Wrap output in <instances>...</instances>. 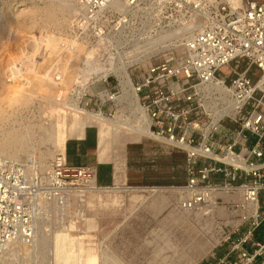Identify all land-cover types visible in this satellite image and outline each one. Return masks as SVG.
<instances>
[{"label":"rangeland","instance_id":"rangeland-1","mask_svg":"<svg viewBox=\"0 0 264 264\" xmlns=\"http://www.w3.org/2000/svg\"><path fill=\"white\" fill-rule=\"evenodd\" d=\"M10 3L21 4L6 11ZM74 5L75 0H0V156H10L2 146L16 136L19 142L13 159L35 160L44 175L54 158L64 154L67 141L86 130L91 138L99 134L107 143L115 137L109 124L82 114L100 104V95L111 89L109 86L115 91L113 77L107 83L101 79L105 73L122 60L126 62L125 54L134 48L186 28L191 21L174 4L162 9L156 0H149L130 14L120 13L117 31L96 44L102 47L89 52L76 44L77 51L67 54L61 43L70 34ZM172 36L166 40V45H173L168 50H149V55L131 64L128 73L134 82L149 64L165 55L180 54L190 30ZM73 103L78 106L76 112L70 106ZM117 149L130 160L133 179L125 187L159 190L111 189L123 187L117 186L81 197L86 186L78 178L70 179L68 204H57L43 221L48 230L46 241L35 249L16 246L1 264H54L51 234H55L56 249L69 255L71 262L79 252L83 260L97 257L98 264H211L247 237L244 247L249 251L259 249L252 243L263 246L264 193L259 200L258 227L252 225L256 216L242 208L240 194L226 198L232 206L220 202L218 209L207 215L203 210L182 211L177 207L178 196L170 190L186 183L181 152L146 138ZM142 175L143 182L139 179Z\"/></svg>","mask_w":264,"mask_h":264},{"label":"built area","instance_id":"built-area-1","mask_svg":"<svg viewBox=\"0 0 264 264\" xmlns=\"http://www.w3.org/2000/svg\"><path fill=\"white\" fill-rule=\"evenodd\" d=\"M121 1L133 8L149 2L76 0L78 14L62 49L73 40L89 48L116 32L121 15L111 9ZM173 4L188 14L190 26L196 20L202 24L190 29L180 54L163 56L135 82L131 79L142 114L121 100L112 75L104 82L113 77L115 91L109 86L107 96L90 112L113 118L121 102L119 106L128 108L124 121H148L143 138L183 154L186 183L175 187L180 210L200 211L220 202L232 206L226 198L240 194L242 205H256L252 225L258 227L264 193V0H170L166 8ZM53 68L58 70L56 63ZM92 177L91 168L68 167L61 156L46 175L36 164L0 156V261L12 243L34 240L53 207L68 204V180L78 178L85 185ZM248 239L237 241L211 264H264V241L263 246L252 243L259 249L249 251L244 247Z\"/></svg>","mask_w":264,"mask_h":264},{"label":"bare ground","instance_id":"bare-ground-1","mask_svg":"<svg viewBox=\"0 0 264 264\" xmlns=\"http://www.w3.org/2000/svg\"><path fill=\"white\" fill-rule=\"evenodd\" d=\"M156 1H157V5L160 6V8H162V9L163 8L166 9V2L168 4H170V0H156ZM20 4H17V3H10V4H8L6 6V11L7 10L15 9V6L16 5H20ZM74 7H75L74 8V16H75L76 14H78V9L76 8V0H75ZM139 7L140 6H138L136 8H133L132 6L131 7L128 6L124 1H121V2H115L114 5H113V9H111V10H114L117 14H120V13H122V14L129 13L130 14L131 11L136 10ZM32 14H34V12ZM29 16H30V14H29ZM46 19H49V18H46ZM72 23H73V21H72ZM201 24H202V21L196 20V23L193 24L192 26H188L186 28L184 27L182 29L181 28H178V30H176L175 32H170V31H172V29L171 30H168V33L170 32L169 34L166 33V32H164V31L161 32L163 34H166V35L168 34V35L165 36V37H163L162 39H159V40L154 41L152 43H147V44H145L142 47L134 48V50L128 52V54H125L126 62H123V60H122V62L119 64V66L115 67L111 72H106L105 75H104V77L103 78L100 77V78L102 80L106 81L107 78L110 75H112L113 77H115L117 79V81H118V84H119V87H120V90H121V93H122L121 100H123V102L125 101L128 104V107L131 106V105H134L135 106V110L136 111H139V113L142 114V112H140V109L138 108V98H137V96H136V94H135V92L133 90V84H132L131 77H130V75L128 73V68L131 66L132 63L134 64V63L140 62L143 58H145L147 55H149L150 54V51L149 50H153V49H155L156 51L168 50L173 45L172 44L166 45V43H167L166 40H168L172 35L175 36V34L181 33L184 30H190L192 28L200 27ZM121 31H119V32H121ZM119 34H121V33H119ZM106 39H102V40H106ZM76 44H79V46L82 45L85 48V50H87L89 52H91L92 50H94L93 47L96 46V44H94V45H91L88 48L86 45H84V43L76 42V41L73 40L72 42H69V47H67V49L65 48L66 53L67 54H71L73 52H76L77 51ZM145 54H147V55H145ZM106 96H107L106 95V91H104L100 95V97L102 99L104 97H106ZM119 104H116V106H115V115H114L113 118L106 117L105 115L101 114L100 112H90L89 111L90 112L89 113V112L84 111V112H82V114L84 116H86V117L95 119V120H97L99 122H104V123L109 124L115 130V137L118 134H120V132L127 133V134H132L133 136H138V137H142V138L143 137H147L148 136V121L145 119V124L144 125L136 124V119L137 118H135L133 120L132 119H130V120L127 119L126 121H124L123 120V115L125 113V110L128 109V108H127V106H126V108H123V107L119 106ZM70 106L73 107V109L75 110V112L78 110L77 104H74L73 103V105H70ZM18 142L19 141L17 140V138L15 136L12 139H10V141L7 144H5L4 146H2V147L7 148L9 150V153H11L10 156H7V157L5 156L6 158L11 159V160H14L13 159L14 158V153L17 150L16 148H17ZM59 156H61V159L62 160H64L66 158V155H65V152H64V154H62V153L58 154L54 158V160H56ZM2 157H4V156H2ZM23 163H27L29 166H34L35 164H37L36 161L33 160V159H29L27 161H24ZM50 170H51V165H50V168L48 169V172ZM85 185H86V188L80 192L81 193V197H83V195H85V194H88V193H91V192H94V191H97V190H99V191H107V190H109L110 191L112 189V190H117V191L122 190L123 192H127V191H131V192H138V191H151V192H156V191L159 190V188H157V187H150V188H127V187H125V188H122V189L120 187L118 189H113V188H111V189L110 188H102L101 189V188H98L97 187L96 178H94V177H92L91 179H87ZM160 189H162V188H160ZM170 190H172V192H174V194L177 192V189L175 187H172ZM240 198H241V196H240ZM242 208H245L246 210H250L251 214L253 216H256V210H257L256 205H247L246 207L244 205H242ZM217 209H218V205L209 206V207L203 209V212L207 215V214H210V213H212L213 211H215ZM45 224L46 223L43 222L42 224L39 225V227L37 228V234H36V236H35V238H34V240L32 242H30V243L19 242V243H12L11 245H9L6 248L5 253L3 254V257H2V259L0 261V264H1V262L3 260H6V258L10 255V253L12 251H15V247L16 246H17V248L18 247L19 248H23V246L24 247L25 246L26 247L29 246V247H32V249L33 248L35 249L37 247V244H41V243L45 242L46 241V238H47L46 237L47 236L46 235V232H48V230L45 229ZM57 234H64V233H57ZM54 236H55V234L54 235L51 234V236H50V244H51V248H52L51 249V254L54 257V264H69V263H72V264H98L97 257L90 256V257H87V259L83 260V259L80 258L79 252L77 254V257L71 262L70 261V258H69V255H67L66 253H61V252H59L56 249V247H55V241H54Z\"/></svg>","mask_w":264,"mask_h":264},{"label":"crops","instance_id":"crops-1","mask_svg":"<svg viewBox=\"0 0 264 264\" xmlns=\"http://www.w3.org/2000/svg\"><path fill=\"white\" fill-rule=\"evenodd\" d=\"M142 142V137L132 134H118L111 139L110 143H107L99 134L91 138L86 130L78 138L67 141L65 148L66 163L71 168H91L95 173L96 184L101 189L117 186L125 188V185L131 183L133 179L129 166L130 160L127 153L124 154L117 148ZM105 144L108 145L105 146ZM133 168V171L137 170L136 167ZM139 179L143 182L145 178L142 175Z\"/></svg>","mask_w":264,"mask_h":264}]
</instances>
